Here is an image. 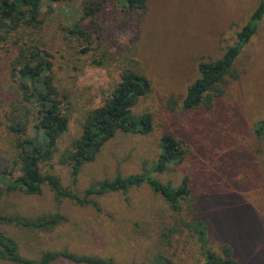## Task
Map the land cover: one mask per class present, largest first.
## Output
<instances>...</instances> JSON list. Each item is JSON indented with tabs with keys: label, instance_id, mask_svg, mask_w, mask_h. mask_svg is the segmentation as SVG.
<instances>
[{
	"label": "rangeland",
	"instance_id": "374dc122",
	"mask_svg": "<svg viewBox=\"0 0 264 264\" xmlns=\"http://www.w3.org/2000/svg\"><path fill=\"white\" fill-rule=\"evenodd\" d=\"M80 1L55 5L65 16L54 17L43 33L55 76L70 93L72 115L65 140L77 135L82 114L110 95L122 67L145 76L150 84L132 114H150L153 132L146 137L116 136L82 168L75 183L68 167L52 164L47 169L79 195L99 181L142 170L173 187L187 177L191 195L176 212L146 185L97 198L99 212L69 199L57 203L46 186L38 196L11 195L3 204L8 213L60 214L67 219L48 233L4 226L18 241L20 254L37 259L43 251L68 250L120 264H149L152 257L163 255L172 264H203L192 231L198 220L206 227L211 251L222 255L221 247L227 245L241 264H264V136L257 139L253 133L264 119V16L232 65L230 71L238 79L227 75L219 85L222 94L212 97L208 108L181 107L187 87L199 76L198 64L219 59L235 43L260 0H147L146 12L137 15L126 12L123 0H92L101 3L100 10L84 24L100 27L94 55L116 60L106 61V67L92 65L60 29L79 18ZM7 48L0 51V155L8 147L6 128L12 117L4 85ZM170 99L177 102L174 110L168 107ZM166 130L181 142L187 159L180 168L153 173Z\"/></svg>",
	"mask_w": 264,
	"mask_h": 264
},
{
	"label": "trees",
	"instance_id": "16d2710c",
	"mask_svg": "<svg viewBox=\"0 0 264 264\" xmlns=\"http://www.w3.org/2000/svg\"><path fill=\"white\" fill-rule=\"evenodd\" d=\"M71 1L0 0V51L8 50L10 46L4 63L8 79L4 80V85L9 91L6 94L10 109L8 115L12 116L6 128L8 147L0 155V260L11 264H54L59 261L70 264H120L112 258L76 254L68 250L43 251L37 259L23 257L18 241L4 231V226H14L26 232L48 233L66 223L67 219L60 214L27 216L19 212L8 213L3 204L11 195L38 196L46 186L57 203L69 199L97 212L100 210L97 198L107 194H125L130 188L141 185L158 194L175 212L191 195L187 177L173 187L145 170L126 178L117 175L112 180L99 181L79 195L64 188L60 179L47 169L52 164L66 166L75 183L82 168L94 162L106 143L116 136L146 137L153 132L150 114L138 117L132 114V109L148 94L150 84L145 76L122 67L110 95L99 107L84 112L77 126V135L65 140L72 115L70 93L61 88L55 76L52 56L43 40V33L54 17L65 16L55 5ZM123 3L128 14H141L147 9V0H123ZM100 5L92 0H81L79 18L69 26H60V29L65 39L76 44L80 54L90 58L92 65L106 67V61L116 60L112 56L96 58L94 55L101 35L100 27L95 24L89 28L84 24L97 15ZM263 16L264 0H260L237 33L235 43L219 59L198 64L199 76L187 87L182 109L210 107L211 98L222 94L219 85L224 78L230 75L238 79V75L230 70L257 32ZM176 104V100L170 99L169 109L174 110ZM253 133L257 139L264 136V119L254 125ZM159 149L153 173H164L170 167L180 168L187 159L181 142L169 130L160 137ZM192 231L197 237L203 264H241L231 257V249L227 245L221 247L222 255L210 250L202 221H194ZM149 264L172 263L167 257L156 255Z\"/></svg>",
	"mask_w": 264,
	"mask_h": 264
}]
</instances>
